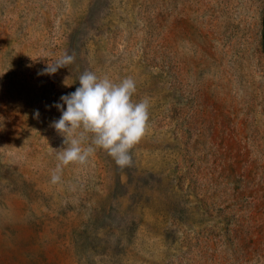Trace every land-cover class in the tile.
Segmentation results:
<instances>
[{
    "label": "rangeland",
    "instance_id": "obj_1",
    "mask_svg": "<svg viewBox=\"0 0 264 264\" xmlns=\"http://www.w3.org/2000/svg\"><path fill=\"white\" fill-rule=\"evenodd\" d=\"M85 71L133 78L147 132L53 184ZM0 264H264V0H0Z\"/></svg>",
    "mask_w": 264,
    "mask_h": 264
},
{
    "label": "clouds",
    "instance_id": "obj_2",
    "mask_svg": "<svg viewBox=\"0 0 264 264\" xmlns=\"http://www.w3.org/2000/svg\"><path fill=\"white\" fill-rule=\"evenodd\" d=\"M74 59V55L65 53L55 62L48 63L43 72L55 74ZM78 81L80 86L61 96L62 103L54 105L61 111V116L51 126L65 137V146L53 149L58 161L51 173L53 184L61 181L64 166L87 164L97 149L106 151L117 166H130L131 150L142 140L148 128L149 99L133 101L136 92L133 78L127 77L116 83L107 76L99 77L94 72L85 71ZM35 115L39 117L38 110ZM89 134L90 144L84 147Z\"/></svg>",
    "mask_w": 264,
    "mask_h": 264
}]
</instances>
